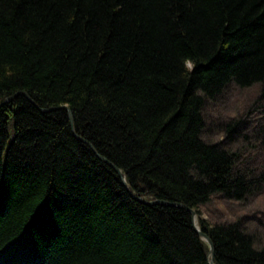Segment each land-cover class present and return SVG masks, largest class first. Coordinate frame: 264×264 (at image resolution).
Instances as JSON below:
<instances>
[{
	"label": "trees",
	"instance_id": "trees-1",
	"mask_svg": "<svg viewBox=\"0 0 264 264\" xmlns=\"http://www.w3.org/2000/svg\"><path fill=\"white\" fill-rule=\"evenodd\" d=\"M256 83L264 0H0V264H209L188 210L135 195L195 209L216 264H264L201 208L264 183L204 138L207 99Z\"/></svg>",
	"mask_w": 264,
	"mask_h": 264
},
{
	"label": "rangeland",
	"instance_id": "rangeland-1",
	"mask_svg": "<svg viewBox=\"0 0 264 264\" xmlns=\"http://www.w3.org/2000/svg\"><path fill=\"white\" fill-rule=\"evenodd\" d=\"M263 90L264 84L260 83L249 88L230 85L215 99H207L203 109L204 138L209 142L221 141L228 150L236 153V170L250 178L264 172V139L257 134L264 124V104H257ZM7 102L5 99L4 104ZM238 119H243L242 124L233 138H229L228 123ZM201 208L202 217L213 223L240 221L241 227L254 236L255 246H264L263 182L260 187L249 190L243 199H231L219 193Z\"/></svg>",
	"mask_w": 264,
	"mask_h": 264
},
{
	"label": "water",
	"instance_id": "water-1",
	"mask_svg": "<svg viewBox=\"0 0 264 264\" xmlns=\"http://www.w3.org/2000/svg\"><path fill=\"white\" fill-rule=\"evenodd\" d=\"M14 98V96L10 97L7 99V101H10ZM3 103H0V106L2 105ZM62 108H65L69 111V117H70V121H71V125L72 127H74V116H73V113L71 111V109L66 106V105H63ZM50 110H54L55 108H49ZM79 138L85 142L86 139H84L83 137L79 136ZM89 143V142H87ZM90 144V143H89ZM90 146L92 148H94L92 146V144H90ZM97 153V152H96ZM99 155V153H97ZM102 159H104L105 161L109 162L105 157H103L102 155H99ZM110 163V162H109ZM121 175H122V179H123V183L124 185L126 186L127 189L130 190L129 188V184L128 182L126 181V178L123 176V173L122 171L117 167L115 166L114 164L110 163ZM135 197L147 204H166V205H171V206H177V207H182V208H185L186 210H188L190 213H191V217H192V223H193V226L194 228L196 229V231L199 233V235L209 244L210 246V253H209V264H216L215 263V246H214V242L213 240L210 238V236L205 233L204 231L201 230V227H200V224L198 222V213L195 209L189 207L188 205L186 204H183V203H179V202H170V201H167V200H160V199H156V200H146L142 197H138L135 195Z\"/></svg>",
	"mask_w": 264,
	"mask_h": 264
},
{
	"label": "bare ground",
	"instance_id": "bare-ground-1",
	"mask_svg": "<svg viewBox=\"0 0 264 264\" xmlns=\"http://www.w3.org/2000/svg\"><path fill=\"white\" fill-rule=\"evenodd\" d=\"M232 85H235V84H232ZM10 98V97H9ZM8 99V98H7ZM67 106V105H66ZM70 118V117H69ZM196 230V229H195ZM202 230V229H201ZM198 233V232H197ZM199 234V233H198ZM202 238V237H201ZM209 245V244H208ZM215 246V245H214ZM209 248H210V246H209ZM209 253H210V251H209ZM208 256H209V254H208Z\"/></svg>",
	"mask_w": 264,
	"mask_h": 264
}]
</instances>
